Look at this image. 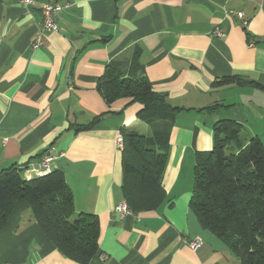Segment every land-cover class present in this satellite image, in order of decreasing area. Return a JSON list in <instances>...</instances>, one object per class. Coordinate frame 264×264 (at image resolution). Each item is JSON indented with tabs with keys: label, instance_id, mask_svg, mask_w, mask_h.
Segmentation results:
<instances>
[{
	"label": "crops",
	"instance_id": "0c3cea01",
	"mask_svg": "<svg viewBox=\"0 0 264 264\" xmlns=\"http://www.w3.org/2000/svg\"><path fill=\"white\" fill-rule=\"evenodd\" d=\"M59 1L69 4L56 15L59 30L32 49L40 0L30 8L0 0V170L53 156L51 169L63 170L74 212L99 218L98 254L88 264H239L188 204L195 154L211 148L217 120L240 123L241 144L257 136L264 145V0ZM236 10L246 27L231 14ZM132 61L182 110L168 140L164 201L119 217L120 130L149 136L152 128L138 118L140 104H107L96 82L108 64L126 74ZM227 76L238 82L212 84ZM214 103L216 111H200ZM97 116L90 129L76 130ZM195 238L202 243L192 250L187 242ZM6 263L79 264L44 235L26 202L0 230Z\"/></svg>",
	"mask_w": 264,
	"mask_h": 264
},
{
	"label": "trees",
	"instance_id": "16d2710c",
	"mask_svg": "<svg viewBox=\"0 0 264 264\" xmlns=\"http://www.w3.org/2000/svg\"><path fill=\"white\" fill-rule=\"evenodd\" d=\"M238 82L222 77L213 85ZM96 88L107 104L117 99L138 103V118L149 124L151 134L120 130L122 196L132 212L155 210L165 199L162 177L168 157V140L175 113L165 94L153 90L145 73L132 61L128 73L107 65ZM219 104L201 110L214 112ZM94 117L76 130L90 129ZM241 124L231 118L212 126V146L195 154L193 183L188 207L199 224L214 234L239 264H264V145L251 136L239 141ZM25 167L0 170V230L8 215L26 202L44 235L65 257L88 264L98 254L100 224L96 214L74 212L72 192L62 169L42 176L24 177Z\"/></svg>",
	"mask_w": 264,
	"mask_h": 264
},
{
	"label": "built area",
	"instance_id": "2783aa9c",
	"mask_svg": "<svg viewBox=\"0 0 264 264\" xmlns=\"http://www.w3.org/2000/svg\"><path fill=\"white\" fill-rule=\"evenodd\" d=\"M218 1H228V0H218ZM38 0H19V3L26 7H33ZM69 6L68 3H61L59 0H40V15H41V24L37 33L34 35L30 47L32 49L38 48L43 44V35L49 32H57L59 30V25L56 21V15L62 11L63 9ZM239 21L243 27H246L248 20L245 18L244 13L242 11L236 10L231 12ZM215 35L220 36L221 31L219 29L215 30ZM249 45L254 44V40H249ZM117 146L120 148L121 146V136L119 135L117 139ZM53 160V156L46 154L41 157V159L36 164H29L24 169V177L26 179H30L34 176H42L46 173L50 172L51 166L50 162ZM113 211L119 214V217H123L125 214L130 213V209L128 208L125 201L119 203L113 208ZM190 249L195 250L201 243L202 240L200 238L191 239L187 242ZM106 256L104 254H100L99 259L104 260ZM11 264V263H6Z\"/></svg>",
	"mask_w": 264,
	"mask_h": 264
},
{
	"label": "rangeland",
	"instance_id": "374dc122",
	"mask_svg": "<svg viewBox=\"0 0 264 264\" xmlns=\"http://www.w3.org/2000/svg\"><path fill=\"white\" fill-rule=\"evenodd\" d=\"M137 131L139 132V129H137Z\"/></svg>",
	"mask_w": 264,
	"mask_h": 264
}]
</instances>
